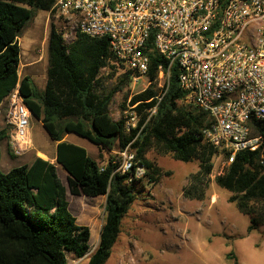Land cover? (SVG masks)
Here are the masks:
<instances>
[{
    "label": "trees",
    "instance_id": "trees-1",
    "mask_svg": "<svg viewBox=\"0 0 264 264\" xmlns=\"http://www.w3.org/2000/svg\"><path fill=\"white\" fill-rule=\"evenodd\" d=\"M53 4V0H0V106L18 87L33 118L57 143L56 164L35 158L30 165L7 173L0 171V264H69L67 255L75 259L87 255L90 230L78 225L70 212L66 189L55 165L65 172L71 196L105 197L97 246L87 264H106L120 234L122 219L136 198L135 184L144 178L158 183L156 176L160 171L145 159L151 149L171 154L179 162H198V171L190 176L194 195L190 189L183 190L185 196L197 200H201L197 189L211 174L212 158L220 154L202 138V130L209 125L208 115L180 104L183 93L176 68L172 69L168 90L157 105L158 89L152 82L158 67L165 70L167 61L156 52L149 55V86L125 99L137 118L134 127L127 124L129 115L118 121L110 116L113 95L127 87L134 75L115 59L108 38L77 33L74 41L65 45L51 23L43 88L39 90L27 76L20 78L21 32L38 12L54 15ZM111 80L114 87L108 90L105 84ZM156 105L155 115L149 117V110ZM121 109L126 111V106ZM254 126L263 140L260 150L237 154L224 174L215 178L217 186L231 194L227 202L249 217L247 233L264 224V163L260 159L264 121ZM66 134L86 139L109 153H121L128 147L133 151L134 167L141 166L144 175L135 179L133 170L115 172L120 164L117 156L100 166L84 148L63 142ZM5 140L7 131L0 130V144ZM8 153L11 155L9 147ZM227 157L228 154L223 155V159ZM226 258L230 260L233 254Z\"/></svg>",
    "mask_w": 264,
    "mask_h": 264
},
{
    "label": "built area",
    "instance_id": "built-area-1",
    "mask_svg": "<svg viewBox=\"0 0 264 264\" xmlns=\"http://www.w3.org/2000/svg\"><path fill=\"white\" fill-rule=\"evenodd\" d=\"M53 1L64 32L108 38L111 53L132 80L147 76L151 53L164 57L167 67L159 66L156 73L157 105L176 68L180 104L208 115L203 141L219 155L228 154L227 166L239 153L260 150L263 140L254 124L264 121V0ZM4 104L8 147L20 157L31 149V113L18 87ZM127 114L134 120L131 110ZM119 156L115 172L133 170L135 179L144 175L141 166L134 167L128 147ZM260 159L264 163V148Z\"/></svg>",
    "mask_w": 264,
    "mask_h": 264
},
{
    "label": "rangeland",
    "instance_id": "rangeland-1",
    "mask_svg": "<svg viewBox=\"0 0 264 264\" xmlns=\"http://www.w3.org/2000/svg\"><path fill=\"white\" fill-rule=\"evenodd\" d=\"M51 23L61 33L65 45L74 41L75 34L64 32L62 22L53 14L45 12H38L26 24L18 39L21 47L19 77L27 76L39 90L45 84ZM102 73L105 74L106 71L103 70ZM152 83L158 89L160 80L155 78ZM149 84L148 77H140L115 93L109 106L111 118L118 121L122 116L128 115L130 109L125 101L126 97L142 92ZM105 85L108 90L114 87L112 80ZM122 105L126 106V111L121 109ZM3 109H0V129ZM136 122L135 117L134 120H128L127 124L134 127ZM28 135L31 149L20 157H11L6 141L1 142L2 173L30 162L36 151L54 156L55 143L32 117L29 120ZM62 140L84 148L100 166H105L110 157L117 156L120 159L116 151L109 153L100 150L74 134H66ZM128 151L133 154L131 149L128 148ZM145 159L160 171L159 176H156L158 183H149L144 178L135 184L136 198L122 219L120 234L106 264H264V224L258 230L247 233L249 217L228 203L227 199L231 194L215 183V178L222 176L228 167L223 156L218 154L212 158L213 168L208 181L197 189L201 200L188 198L183 192L185 188L192 191L190 176L198 171L197 161L179 162L171 154H162L156 149H151ZM57 174L62 186L66 188L69 207L77 224L90 229L87 255L82 259H75L69 254L67 260L69 264H87L88 256L97 246L100 231L96 230L94 214L98 213L100 226L104 218L105 197L99 206L88 205L89 198L69 194L66 175L59 166ZM192 193L194 195L193 191ZM230 253L233 258L229 260L226 256Z\"/></svg>",
    "mask_w": 264,
    "mask_h": 264
},
{
    "label": "crops",
    "instance_id": "crops-1",
    "mask_svg": "<svg viewBox=\"0 0 264 264\" xmlns=\"http://www.w3.org/2000/svg\"><path fill=\"white\" fill-rule=\"evenodd\" d=\"M1 107H3L4 109H3V117H2V124H1V129L0 130H5L6 129V127H5V122H4V114H5V104H4V102L1 104V106H0V109H1ZM31 117L33 118V116L31 115ZM37 122L41 125V123L37 120ZM6 141V140H5ZM63 141V140H62ZM64 142V141H63ZM55 143V142H54ZM68 143V142H67ZM56 144L57 143H55V145H54V149L56 148ZM71 144V143H70ZM5 145H6V147H7V150H8V143H7V141L5 142ZM74 145V144H73ZM77 146V145H76ZM80 147V146H79ZM55 151V150H54ZM55 157H56V153L54 154V156H53V154H51V155H48L47 154V152H39V151H36V153L32 156V158H31V160H30V162H28V163H25V164H23V165H30L32 162H33V160L35 159V158H40V159H42V160H45V161H48V162H50V163H52V164H56L55 163ZM56 166V168H57V170H58V165H55ZM11 170V169H10ZM7 173V172H6ZM65 173V172H64ZM58 175V174H57ZM66 175V174H65ZM60 180V179H59ZM65 180H66V176H65ZM61 182V181H60ZM66 185H67V183H66ZM66 189V188H65ZM73 197H75V196H73ZM76 197H80V196H76ZM102 198L103 197H97V198H89V200H88V205H97V206H99L100 204H101V202H103L102 201ZM66 199H67V195H66ZM93 199H96V201L94 202L93 201ZM67 201H68V199H67ZM96 208V207H95ZM69 209H70V207H69ZM97 209V208H96ZM97 211V210H96ZM70 212L71 213H73L72 211H71V209H70ZM78 213V212H77ZM74 214V213H73ZM72 214V215H73ZM95 215V223H96V230H99L100 228H101V226H102V224H100V226H99V221H98V213L96 212V214H94ZM76 223H77V220H76ZM86 227V226H85ZM90 230V229H89Z\"/></svg>",
    "mask_w": 264,
    "mask_h": 264
},
{
    "label": "bare ground",
    "instance_id": "bare-ground-1",
    "mask_svg": "<svg viewBox=\"0 0 264 264\" xmlns=\"http://www.w3.org/2000/svg\"><path fill=\"white\" fill-rule=\"evenodd\" d=\"M23 45H25V44H23Z\"/></svg>",
    "mask_w": 264,
    "mask_h": 264
}]
</instances>
